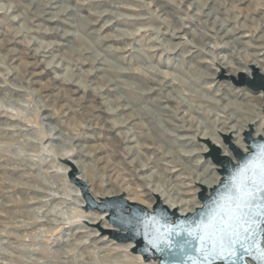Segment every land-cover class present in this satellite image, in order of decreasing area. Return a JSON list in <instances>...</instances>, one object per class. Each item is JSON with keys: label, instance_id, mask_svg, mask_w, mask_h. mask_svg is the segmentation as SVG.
<instances>
[{"label": "rangeland", "instance_id": "rangeland-1", "mask_svg": "<svg viewBox=\"0 0 264 264\" xmlns=\"http://www.w3.org/2000/svg\"><path fill=\"white\" fill-rule=\"evenodd\" d=\"M43 1L0 0V264H142L141 253L123 246L131 241L103 234L101 229L109 228L97 226L103 242H96L99 235L76 232L86 230L93 213L84 209L63 161L71 158L79 177L84 174L92 191L103 196L137 191L147 185L140 174L153 171L151 179L164 192L193 198L195 187L186 179L190 170L176 166L170 149L179 154L205 143L197 136L176 143L161 134L175 127L170 120L181 128L189 124L161 107L171 89L168 79L177 81L180 91L215 94L217 82L205 75L218 67L214 56L235 66L243 56L218 40L212 20L224 21L234 36L247 35L243 39L264 52V0H61L60 9L46 8L42 4L52 0ZM209 8H216L211 15ZM44 9L52 11L51 19ZM100 59L107 62L104 69ZM225 75L218 69L217 79L228 82ZM112 80L129 83L130 89L115 88ZM231 82L236 91L219 86L230 96L241 91ZM200 97L192 99L202 103ZM125 103L145 106L148 134ZM203 106L200 115L213 130L205 108L216 111L219 105L204 101ZM153 137L164 145L162 151L151 148ZM142 152L158 166L138 171Z\"/></svg>", "mask_w": 264, "mask_h": 264}, {"label": "water", "instance_id": "water-1", "mask_svg": "<svg viewBox=\"0 0 264 264\" xmlns=\"http://www.w3.org/2000/svg\"><path fill=\"white\" fill-rule=\"evenodd\" d=\"M225 76L236 85H247L254 91L264 92V73L258 69L251 74L241 71L236 78ZM253 133V130L245 133L248 152L224 136L234 158L223 155L219 147L212 146L210 155L221 166V178L209 190L202 188L197 194L200 204L184 214L178 209H171L161 199L156 200L152 209L140 203L129 204L121 195L98 201L89 192L86 182L79 177L73 160L68 157L63 162L70 166L68 176L81 191L85 200L84 209L109 211L110 220L125 230L101 229L103 234L108 233L118 242L133 241L132 252L141 253L143 260L149 264H249L251 261L264 264V259H261L264 252V223L255 238L250 237L243 247L239 244L230 247L216 235L225 224L235 226L237 217H241L238 221L240 225L247 219L238 208L242 203L238 197L243 194L247 176L264 164V159L260 158V153L264 151V136L255 137ZM250 160L254 165L253 172L240 175V169ZM259 202L258 199L256 205H249V209H246L253 217L258 211ZM201 248L203 251H200Z\"/></svg>", "mask_w": 264, "mask_h": 264}, {"label": "bare ground", "instance_id": "bare-ground-1", "mask_svg": "<svg viewBox=\"0 0 264 264\" xmlns=\"http://www.w3.org/2000/svg\"><path fill=\"white\" fill-rule=\"evenodd\" d=\"M34 1L35 0H31V2ZM40 1L41 3L44 2L43 0ZM194 1L199 2V0H194ZM51 2L52 3L50 4L43 3L42 5L46 6V8L49 7H57L59 9L63 8V4L61 0H52ZM212 9H216V8H209L206 14L211 15ZM45 13L50 15L52 11L50 12L48 11V9H44L43 14ZM111 13L115 14V12L113 11ZM51 18H52L51 15L47 17V19H51ZM194 19L198 21V23L201 25L204 23L198 20V18L194 17ZM212 23L215 26H218L217 30L216 29L212 30L217 33L218 40L223 41L224 43L232 47L234 51L238 52L240 55L243 56V60L241 61L242 64L240 66H235L232 60H228V58L219 56L218 54L214 56V63L218 67L214 71L207 72V74L205 75L210 78H213L217 82V88L215 94H210L209 92H205L204 90H198L196 88H191V89L189 88L186 89L185 91H180L176 87L177 81L174 80L170 81L171 79L170 80L168 79L167 88L170 87L171 89L168 90L166 94H164L165 98L162 99V101L165 102L161 106L167 109L165 111L170 112V117H173L175 120L189 121V124L186 128L184 127L181 128V126H179L178 123L174 122L173 120H170V122H172V124H174L175 127L172 128L170 131H166L161 128L163 130L161 131L163 132L161 133L163 134V136L167 137V139L169 140L171 139L173 142L176 143H181L182 139L189 140L190 138L193 139L194 136H197L199 137L200 140L204 141L205 143V144H200L201 146L197 148H192L189 150H184V149L179 150V154L189 157V159H191L193 163L190 162L188 163L184 161L179 156L178 149L177 152H175L173 149H170L172 154L176 156V160H175L176 166L180 165L183 167H187L190 170L189 175L186 176V179H189L191 185L195 187V192H194L195 195L193 196V198H186L176 192H169V193L164 192L160 184L154 183L153 179H151V177L154 176L152 171V173L150 174H145L144 172H142L139 176L140 179H142L147 183L145 187L137 191H132L129 194L126 193L125 190L122 191L116 190L115 192L112 191L113 192L112 194H107V196H103L97 192H93L92 191L93 188L92 186H90V183L87 181L86 176L84 174L80 175V178L83 181H85L86 184L88 185V190L91 193V195L94 198H96L98 201H100L104 197L121 195L125 197L126 200L128 199L127 201L129 204L140 203L147 206L148 208L151 207L150 209H152V207L154 206L153 205L154 201L157 199H161L164 201V203L168 204L171 209H178V212L182 214L189 211H193L200 204L198 198L196 199L197 196L196 192H199L202 188H206L207 190H209L212 186L216 185L221 178V174L219 172L221 166L218 163H216L214 160H212V156L210 155L211 149L209 150V147L212 148V146H217L220 148V150L223 148V151L221 150L223 155H228L234 158L233 152L229 148L227 149L225 147L224 145L225 143L221 138L222 136H228L231 139V141L233 140V138H235V141L232 142L235 145L241 147L245 152L250 151L248 145L245 144L244 142L245 133H247L250 130H253L254 132L253 134L255 137H258L260 135L264 136V92L260 90V91H256V94H251L250 91L247 89L249 88L247 85H239L238 88L241 89L242 92L239 91L236 93L233 92L236 90H234L235 88H232V84H231L232 83L231 81L233 80L229 79L228 82L227 81L223 82L217 79L218 69H221L225 74H227V76H231L234 78H236L237 73L243 69H246V71L250 74L254 69H258L260 72L264 73L263 47L253 44L251 45L248 44L249 41L243 39V37H246L247 35L234 36V30L232 28H227L224 21L222 20H218L214 18L212 20ZM205 27L207 26L205 25ZM58 29L56 30V32H60V30ZM205 31L207 30L205 29L204 33ZM61 33H62L61 36L64 37L65 31ZM130 35H132V33H129V36ZM178 37H182V36H178ZM192 42L195 43L193 40ZM177 43H179V41L175 43H171V45ZM190 44L192 46L195 45L192 43ZM240 44H245V45H240ZM247 45L253 47L251 51L248 49ZM209 51L210 50H208L207 53H209ZM100 60H101L100 69H104L103 65L106 64L107 62L105 61V59H100ZM124 71L129 72V70H124ZM111 82H113V85L115 84V88L125 87L127 89H130V87H128L130 86L129 83L128 85L126 82H125L126 85H118L116 84V81L115 83L113 80ZM222 84H225L227 85V87L233 89V91L231 92V96L229 95L230 93L227 90H224L219 87ZM141 93L143 94L148 93V89H141ZM193 96H199V97L201 96L200 98L203 99V101H201L202 103L194 102L192 99ZM222 99L223 100L225 99V101H223ZM204 101L208 103H217L219 105L216 111H213L212 108H205V114H207V117L214 124L213 130L209 129L204 124L202 116L200 115L202 114V110L200 109L204 107L203 106ZM233 106H235V110L232 108ZM123 107L125 109H131V118L132 119L135 118V120L137 119L138 121H136V123H139L140 125L144 126L147 130L146 132L147 134L150 132V130H152V128L150 127V123L148 124L149 126L146 124L148 119L144 114L147 109L145 108L144 105H142L140 108H134L125 103L123 104ZM193 111L196 112L194 113ZM175 112L177 113L174 116ZM152 120L154 119L151 117V121ZM177 130L178 131L189 130V131H194V133L193 135L189 133L182 135L178 133ZM151 142H153V147L151 148H153L154 150L162 151L164 149V145L162 143H159L156 140V137H153V139H151ZM76 164H79V162L76 161ZM155 165L158 166L157 160L152 159L151 156H147L143 153L138 163V171H145L146 169H149L151 167H156ZM76 188H75L76 193L79 196L81 194L79 192L80 189L77 188L78 189L77 191ZM83 203L84 201L82 200V204L80 205L83 206ZM90 212L93 213V217H88V220H86L85 224H87L88 226L87 225L83 226L86 228V230H78L76 232L78 233L83 232L85 235L89 234V236L99 235L100 240H97L96 242L99 241L103 242L105 240V236H102L103 234L97 232L98 231L97 226L99 228L100 227L109 228L110 230L111 229L123 230L114 222H112V219L110 220L111 217L109 211H104L101 214H99L96 212V210H94V208H92ZM94 229H96V231ZM90 230H93L94 233L90 234L89 233ZM263 244H264V237H263ZM123 246L127 251H131L132 247L134 246V242L131 241L129 243H124ZM140 257L143 258L142 255H140ZM142 264H149V262L143 260ZM249 264H254V263L251 261Z\"/></svg>", "mask_w": 264, "mask_h": 264}, {"label": "snow or ice", "instance_id": "snow-or-ice-1", "mask_svg": "<svg viewBox=\"0 0 264 264\" xmlns=\"http://www.w3.org/2000/svg\"><path fill=\"white\" fill-rule=\"evenodd\" d=\"M260 158L264 159V151L260 153ZM253 168V162L250 160L240 169V175L253 172ZM242 193L243 194L238 197V199L242 201V203L238 205V208L247 219L244 220L243 225H240L238 221L241 217H237L235 226L232 224H225L216 233L220 241L226 242L230 247L235 244H239L243 247L250 237L252 239L255 238V235L261 230V224L264 223V219H261L264 218V164L256 167L251 176H247ZM258 199L260 201L257 205L258 211L255 217H253L250 210L246 211V209H249V205H256ZM196 239L200 238L196 237ZM192 250L196 251L195 248H192ZM200 251H203V248H201ZM261 259H264V252L261 254Z\"/></svg>", "mask_w": 264, "mask_h": 264}]
</instances>
